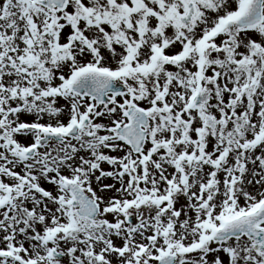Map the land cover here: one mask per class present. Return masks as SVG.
<instances>
[{
	"label": "snow or ice",
	"instance_id": "6c2138e0",
	"mask_svg": "<svg viewBox=\"0 0 264 264\" xmlns=\"http://www.w3.org/2000/svg\"><path fill=\"white\" fill-rule=\"evenodd\" d=\"M0 264H264V0H0Z\"/></svg>",
	"mask_w": 264,
	"mask_h": 264
}]
</instances>
